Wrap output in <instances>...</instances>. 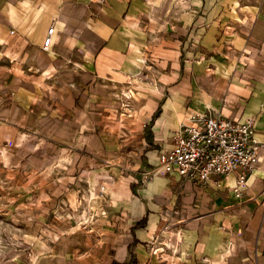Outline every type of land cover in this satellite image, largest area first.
<instances>
[{"label":"crops","instance_id":"crops-1","mask_svg":"<svg viewBox=\"0 0 264 264\" xmlns=\"http://www.w3.org/2000/svg\"><path fill=\"white\" fill-rule=\"evenodd\" d=\"M227 4L243 13L231 19ZM204 5L226 50L208 43L212 29L198 51L146 31L147 0H0L1 168H27L44 203L67 206L85 188L98 205L92 264H264V14L242 0ZM207 111L254 120L259 161L240 195L235 174L199 185L146 173Z\"/></svg>","mask_w":264,"mask_h":264},{"label":"rangeland","instance_id":"rangeland-1","mask_svg":"<svg viewBox=\"0 0 264 264\" xmlns=\"http://www.w3.org/2000/svg\"><path fill=\"white\" fill-rule=\"evenodd\" d=\"M147 1L149 9L144 14L148 18L146 31L170 30L183 41L185 39V46L191 47L195 42L196 51L203 49V45L206 49L211 48L201 42L203 33L211 34V29L212 40L208 43L214 48L222 44L226 50L225 46L231 44L221 43L219 31L211 27V21L208 24L210 11L204 5L207 0ZM242 2L260 4L259 12L264 14V0ZM214 9L211 10L212 17L217 12ZM224 10L231 19L243 13L241 10H233L228 4ZM244 12L245 16L253 15V11ZM223 30L227 31V35L234 33L232 27H225ZM224 31L222 34H225ZM227 51H224L223 57H229ZM217 55L221 56L222 53L218 52ZM152 74L151 77H154ZM128 99L129 96H123L125 102ZM121 107L123 104H120ZM24 158L27 159V156ZM5 165L4 169L0 165V264H92L90 254L93 252L92 248L99 243V238L96 234L88 233V228L96 213L95 206L98 205H95L94 200L86 199L85 188L81 185L77 189L78 196L67 206L62 197L44 203L46 200L41 198L44 187L33 181L29 182L27 168L22 169L18 164L10 166L7 161ZM41 176L49 175L45 173ZM95 197L94 195L92 198ZM88 207L92 213L85 212L86 208L89 211Z\"/></svg>","mask_w":264,"mask_h":264},{"label":"built area","instance_id":"built-area-1","mask_svg":"<svg viewBox=\"0 0 264 264\" xmlns=\"http://www.w3.org/2000/svg\"><path fill=\"white\" fill-rule=\"evenodd\" d=\"M53 31L54 25L44 39V50L52 43ZM260 148L252 118L240 120L220 112H197L172 132L171 144L161 150L158 168L146 173H177L199 185L235 174L234 192L240 195L248 175L258 165Z\"/></svg>","mask_w":264,"mask_h":264},{"label":"bare ground","instance_id":"bare-ground-1","mask_svg":"<svg viewBox=\"0 0 264 264\" xmlns=\"http://www.w3.org/2000/svg\"><path fill=\"white\" fill-rule=\"evenodd\" d=\"M127 92H128V91H127ZM131 93L134 94V91H133V92L131 91ZM103 188H104V186H103Z\"/></svg>","mask_w":264,"mask_h":264}]
</instances>
